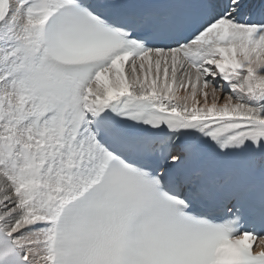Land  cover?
<instances>
[{
    "label": "snow or ice",
    "instance_id": "snow-or-ice-1",
    "mask_svg": "<svg viewBox=\"0 0 264 264\" xmlns=\"http://www.w3.org/2000/svg\"><path fill=\"white\" fill-rule=\"evenodd\" d=\"M0 264H264V0H0Z\"/></svg>",
    "mask_w": 264,
    "mask_h": 264
}]
</instances>
